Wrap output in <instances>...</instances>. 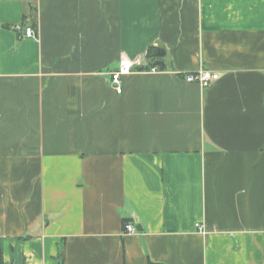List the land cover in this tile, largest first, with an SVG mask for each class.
<instances>
[{
  "label": "crops",
  "instance_id": "1",
  "mask_svg": "<svg viewBox=\"0 0 264 264\" xmlns=\"http://www.w3.org/2000/svg\"><path fill=\"white\" fill-rule=\"evenodd\" d=\"M150 46L162 71L116 93ZM0 250L264 264V0H0Z\"/></svg>",
  "mask_w": 264,
  "mask_h": 264
},
{
  "label": "built area",
  "instance_id": "2",
  "mask_svg": "<svg viewBox=\"0 0 264 264\" xmlns=\"http://www.w3.org/2000/svg\"><path fill=\"white\" fill-rule=\"evenodd\" d=\"M25 35L33 36L34 31L30 26L25 27ZM161 72L162 69L158 65L148 63L146 56L138 55L133 58L128 57L125 53H121L118 60L116 69L109 73V81L116 93H121V80L122 77L133 72ZM186 82L197 83L202 87H207L218 78L216 72L208 69H199L195 72H188L183 75ZM197 226V225H196ZM201 228L200 226H198ZM125 233H136V228L130 223H124Z\"/></svg>",
  "mask_w": 264,
  "mask_h": 264
},
{
  "label": "trees",
  "instance_id": "3",
  "mask_svg": "<svg viewBox=\"0 0 264 264\" xmlns=\"http://www.w3.org/2000/svg\"><path fill=\"white\" fill-rule=\"evenodd\" d=\"M165 55V49L159 46H150L146 52V59L148 63L155 65L158 60L162 59ZM126 222V221H124ZM0 264H2V254L0 250ZM146 264H163V263H156L152 261H147Z\"/></svg>",
  "mask_w": 264,
  "mask_h": 264
},
{
  "label": "water",
  "instance_id": "4",
  "mask_svg": "<svg viewBox=\"0 0 264 264\" xmlns=\"http://www.w3.org/2000/svg\"><path fill=\"white\" fill-rule=\"evenodd\" d=\"M160 64L162 65L163 63H162V62H160Z\"/></svg>",
  "mask_w": 264,
  "mask_h": 264
}]
</instances>
